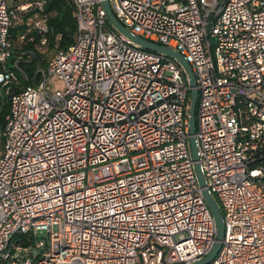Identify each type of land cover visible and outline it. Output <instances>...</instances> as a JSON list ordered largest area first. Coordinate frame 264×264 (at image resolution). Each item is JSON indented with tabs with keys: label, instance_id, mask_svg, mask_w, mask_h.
Wrapping results in <instances>:
<instances>
[{
	"label": "built area",
	"instance_id": "2783aa9c",
	"mask_svg": "<svg viewBox=\"0 0 264 264\" xmlns=\"http://www.w3.org/2000/svg\"><path fill=\"white\" fill-rule=\"evenodd\" d=\"M108 1L195 74L198 161L225 225L210 264H264V0ZM47 2L0 0V264L198 261L217 228L189 144L187 73L118 32L102 0H70L73 43L40 66Z\"/></svg>",
	"mask_w": 264,
	"mask_h": 264
},
{
	"label": "water",
	"instance_id": "95a60500",
	"mask_svg": "<svg viewBox=\"0 0 264 264\" xmlns=\"http://www.w3.org/2000/svg\"><path fill=\"white\" fill-rule=\"evenodd\" d=\"M102 5L106 11L108 21L114 26V28L120 32L122 35L127 37L129 40L133 41L137 45H139L141 48L146 50L155 51L158 53H162L164 55H167L169 57L174 58L177 60L182 67L184 68L185 72L188 75L189 85H190V108H189V144L190 149L192 153L193 160L195 161L194 166L197 173L198 181L200 186L202 187V192L205 197L206 203L208 204L216 222V236H215V242L211 250L201 259L194 263L190 264H210L216 255L218 254L222 240L224 238L225 233V225L223 221V214L221 212V208L216 201V199L213 197V195L209 192L208 188L206 187V180L205 176L202 172L201 165L199 163V155H198V148L196 144V128H197V120H196V112H197V103H198V97L199 92L197 89V82L195 74L192 70V67L190 63L184 58V56L177 50H173L169 47L151 42L147 39H144L140 36L132 34L115 16L110 3L108 0H102Z\"/></svg>",
	"mask_w": 264,
	"mask_h": 264
},
{
	"label": "trees",
	"instance_id": "16d2710c",
	"mask_svg": "<svg viewBox=\"0 0 264 264\" xmlns=\"http://www.w3.org/2000/svg\"><path fill=\"white\" fill-rule=\"evenodd\" d=\"M22 1V0H20ZM19 0L16 2H20ZM15 3V4H16ZM47 10L52 14L50 18V33H49V49L51 51H56L58 49H67L72 43L76 33V22L74 18V8L70 0H48ZM24 32L23 26H16L12 30V39L16 47H19V44L16 42V37ZM60 35L58 40V45L56 44L57 36ZM33 41H38L39 35L37 33L33 34ZM24 47L31 49L33 48V42H28ZM40 66L46 67L49 59L46 55H41ZM38 61H33L32 63L25 65L24 68L26 71L33 73V71L38 66ZM28 83V82H26ZM9 111V104L7 101L4 102L3 108L0 111V123H3L5 116Z\"/></svg>",
	"mask_w": 264,
	"mask_h": 264
},
{
	"label": "rangeland",
	"instance_id": "374dc122",
	"mask_svg": "<svg viewBox=\"0 0 264 264\" xmlns=\"http://www.w3.org/2000/svg\"><path fill=\"white\" fill-rule=\"evenodd\" d=\"M10 5H14L18 0H7ZM20 1V0H19ZM21 2V1H20ZM55 51H51L50 49H45L44 50V55L47 56V59H51L54 55ZM50 85L53 89H59V90H64L65 89V84L61 78L58 77H50L49 78Z\"/></svg>",
	"mask_w": 264,
	"mask_h": 264
}]
</instances>
